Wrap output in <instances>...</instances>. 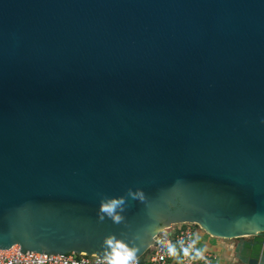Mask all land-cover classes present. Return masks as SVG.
I'll list each match as a JSON object with an SVG mask.
<instances>
[{"label": "water", "instance_id": "1", "mask_svg": "<svg viewBox=\"0 0 264 264\" xmlns=\"http://www.w3.org/2000/svg\"><path fill=\"white\" fill-rule=\"evenodd\" d=\"M183 223L264 264V0H0V250L128 261Z\"/></svg>", "mask_w": 264, "mask_h": 264}, {"label": "built area", "instance_id": "2", "mask_svg": "<svg viewBox=\"0 0 264 264\" xmlns=\"http://www.w3.org/2000/svg\"><path fill=\"white\" fill-rule=\"evenodd\" d=\"M198 225L183 223L162 231L142 258L128 261L108 259L87 254L66 255L20 253L18 245L0 250V264H219L212 252L201 249Z\"/></svg>", "mask_w": 264, "mask_h": 264}, {"label": "flooded vegetation", "instance_id": "3", "mask_svg": "<svg viewBox=\"0 0 264 264\" xmlns=\"http://www.w3.org/2000/svg\"><path fill=\"white\" fill-rule=\"evenodd\" d=\"M263 237H251L250 239H239L233 247L232 260L234 264H250L260 258L259 245Z\"/></svg>", "mask_w": 264, "mask_h": 264}, {"label": "crops", "instance_id": "4", "mask_svg": "<svg viewBox=\"0 0 264 264\" xmlns=\"http://www.w3.org/2000/svg\"><path fill=\"white\" fill-rule=\"evenodd\" d=\"M204 231L199 232L198 238L201 245V249L214 253L219 258V264H234L232 260L231 251L225 252V246L222 245L221 239H216L203 233ZM203 239V240H201ZM226 248H228L226 246Z\"/></svg>", "mask_w": 264, "mask_h": 264}, {"label": "rangeland", "instance_id": "5", "mask_svg": "<svg viewBox=\"0 0 264 264\" xmlns=\"http://www.w3.org/2000/svg\"><path fill=\"white\" fill-rule=\"evenodd\" d=\"M203 233H205V232H203ZM206 234V233H205ZM208 235V234H207ZM251 237H245V238H243V239H250ZM217 239V238H216ZM201 240H203V239H201ZM239 239H228V240H225V239H221V243H222V245L223 246H225V252L226 251H231V250H233V247H234V244L238 241ZM226 246L228 247V248H226ZM232 252V251H231Z\"/></svg>", "mask_w": 264, "mask_h": 264}]
</instances>
